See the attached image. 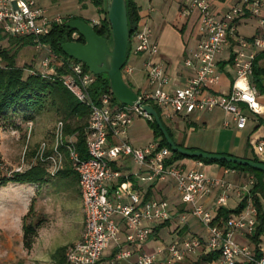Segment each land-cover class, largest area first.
Wrapping results in <instances>:
<instances>
[{"label": "built area", "instance_id": "obj_1", "mask_svg": "<svg viewBox=\"0 0 264 264\" xmlns=\"http://www.w3.org/2000/svg\"><path fill=\"white\" fill-rule=\"evenodd\" d=\"M262 8L263 0H236L217 16L209 8L208 0H180L178 11L182 15L194 14L197 35L194 45L182 58L190 71L182 83L174 85H170L169 74L156 57L158 44L152 36L151 27L146 23L137 25L130 36L128 34V54L142 56L144 83L135 91L136 99L151 100L164 116L220 107L230 113L236 126H242L246 118L242 103L252 111H260L251 72L256 53L264 48ZM242 14L255 17L259 26L257 32L247 36L237 32V20ZM61 19L59 13L47 12L36 0H0V30L9 34L34 35L33 46L38 52L41 66L37 67L43 74L51 72L49 61L59 55L38 35L45 33L51 22ZM96 21L98 16L91 17V23ZM77 35L73 29L72 38ZM228 40H231V47L225 59L232 68V77L227 89L218 90L212 88L221 72L218 53ZM65 60L68 70L55 72V75L76 98L88 105L84 130L87 153L85 156L78 153L74 145V133H63L61 118L54 122L51 151L46 150L47 141L42 138L37 142L34 153L38 158L49 161V171L52 173L59 167L60 147H63L77 174L83 211L82 230L77 238L64 246L66 263L170 264L204 245L207 249L218 251V264H237L239 260L264 264L263 248H256L250 242L238 241L234 237L235 231L245 235L251 232L255 221V205L247 200L239 210L229 212L220 221H213L211 211L198 198L211 185L219 184L222 189L217 200L222 201L228 183L219 176L207 175L201 159H195L193 165H186L178 159L165 161L169 148L158 146L154 138L142 145L131 144L126 138V129L132 115L148 114L135 100L131 104L112 101L108 90L99 92L96 99L91 98L87 88L93 79V72L84 68L78 59ZM120 69L122 76L131 71L132 63L128 56ZM31 122V119L26 120L28 130ZM222 123L228 124L229 120L223 119ZM108 135L115 140L109 142ZM251 146L256 153L264 155V133L253 138ZM119 153L129 154L142 167L136 171L140 179L170 178L181 201L188 203V211L206 227L205 237L191 234L171 239L153 250H139L130 258V247L120 246L119 225L113 215L118 214L123 219L126 226L124 239L133 243L143 240L150 232L147 221L168 217L169 208L165 197L142 198L139 195L130 183V173L120 171L110 162ZM118 177L121 179L115 185L114 192L124 194L127 200L110 197L109 183ZM253 179V175L249 174L247 183L251 184ZM245 189L247 193L248 186ZM179 217L183 219L184 213H180ZM110 241H114L116 249L111 255L102 256V250Z\"/></svg>", "mask_w": 264, "mask_h": 264}, {"label": "crops", "instance_id": "obj_2", "mask_svg": "<svg viewBox=\"0 0 264 264\" xmlns=\"http://www.w3.org/2000/svg\"><path fill=\"white\" fill-rule=\"evenodd\" d=\"M133 1L136 4L138 12L137 25L146 23L151 27L152 36L156 39L158 44L156 57L168 72L170 85L182 83L190 71V68L183 64L182 58L194 45L197 35L194 14H180L178 11V4L180 0ZM208 1L209 8L215 15L218 16L222 14L223 11L236 0ZM37 2L43 5L49 13L55 12L59 13L60 15L65 14L66 16H80L88 21H90L91 17L99 15L96 10V6L91 0H40ZM52 4H55V7H53ZM262 13L264 14V0ZM258 29L259 26L253 15L242 14L239 16L237 20V32L239 34L247 36L257 32ZM0 43L6 44L7 39H5V37L0 38ZM22 45L18 46L16 50V63L22 64L25 60H27L28 62H34L37 65L38 52L34 48L33 44L29 45L31 46L30 48L21 47ZM230 47L231 40H228L224 43L222 49L218 53V65L220 66L221 72L218 80L212 85V88L214 89L225 90L228 88L229 81L232 77V68L225 59V56L228 54ZM27 53H29L28 57L26 55ZM127 56L130 61H133L131 62L132 69L130 72L125 73L123 78L124 80L128 81V83H131L135 87L134 89H138L144 83V76L143 79L139 81L136 79L135 75L138 71L142 72L143 75L142 56L140 54H128ZM253 78L255 81H253ZM251 81L256 87L255 97L260 111H252L242 103L241 106L246 114V118L244 124L240 127L233 123L230 113L220 107H213L207 110H193L188 113L176 112L170 116L163 115V120L166 124H168L176 139L181 140L184 145L195 146L196 148L205 150L232 153L244 157L256 155L258 158L264 160V155H259L256 153L251 146V140L264 133V48L259 50L254 57ZM211 110H216V113L214 115L211 114ZM146 117L147 116L143 114L135 113L132 115V119L126 129V138L131 144L142 145L148 140L153 139L151 127L148 125ZM223 119H228L229 123L223 124ZM181 120H183L185 124H188L189 129L192 128L191 123L193 122L197 123L198 121H201L203 123L202 125L207 127L208 124L219 121L220 125L224 126V131L221 133V131H219L221 127H218V131L216 132L215 136L210 138L209 141L190 140L188 129L184 133L181 131L183 129V125L180 123ZM226 131L227 134L225 133ZM114 140V137L108 135L109 142ZM29 148L30 147H26V163L24 167H27L30 164L38 161L35 154L31 157L28 156L29 151L34 152V146H32L30 150ZM60 150V164L54 172L51 173L49 171V165L45 164L46 160L39 159V161L42 160L40 162L46 171L45 177L43 179L36 181L8 180L6 185L14 187L19 191L20 196L25 200V209H27L29 203H32V205H40L42 207L43 198H45L46 194L55 193V190H53V181L49 176L55 175L56 173H60L62 175H71L73 179V183L71 184L72 190L69 194V192L64 189V196L67 198V196L71 195L76 199L75 205L77 210V219L75 221V234L70 237V239L73 240L80 235L82 230L83 211L77 184V174L69 163L65 149L60 147ZM178 160L185 163L186 165H193L195 159L192 157L183 156ZM110 162L111 164L116 165L120 171H127L130 173V183L142 198L165 197L168 200L169 216L160 220L147 221L151 230L141 241H135L133 243L126 242L124 239V231L126 230L125 223L118 214L113 215L119 225L120 246L130 247V258H132L139 250H153L155 247L164 244L171 239H180L183 236L191 234L197 235L199 237H205L207 233L206 227L188 211V203L181 201L170 178H155L151 180L140 179L136 174V171L141 170L142 167L135 163L129 154L119 153ZM202 168L207 175L219 176L228 183L224 200H217V197L219 196L222 189V186L219 184L211 185L209 190L206 193L200 195L198 198L207 208H209L212 216L215 215L216 207L219 204L227 207L234 206L241 196L246 193L245 187H249L252 184L247 183L248 175L252 173L237 166L222 164L215 161H203ZM261 178L264 182V172L261 174ZM120 179L121 177H118L110 181L109 194L111 198L127 200L128 197L124 194H116L114 192V187ZM256 193L258 195L261 211L264 215V196L258 192ZM229 201L233 202L230 203ZM59 208L60 212L61 206ZM180 213H184L183 219H180ZM222 219L223 218L218 216L215 221H220ZM42 225L43 224L41 223L37 227L36 232H38V229ZM154 225H156L155 229H153ZM234 237L238 241H247L253 244L249 237L244 233L235 231ZM63 240L65 239H62L61 242H63ZM256 245L264 249V231L259 234V240L256 242ZM116 247L117 245L114 243V241H110L108 245L102 250V256L111 255ZM206 250L209 249H207L204 245H201L194 252L188 253L182 259L173 261L170 264H218L217 256L209 260L195 261L198 254Z\"/></svg>", "mask_w": 264, "mask_h": 264}, {"label": "trees", "instance_id": "obj_3", "mask_svg": "<svg viewBox=\"0 0 264 264\" xmlns=\"http://www.w3.org/2000/svg\"><path fill=\"white\" fill-rule=\"evenodd\" d=\"M91 1L96 6V10L99 14L98 21L93 22L92 26L97 33L101 34L107 39L110 45L111 37L108 21L105 15V1ZM125 6L128 32L130 36L131 32L137 26L138 12L136 4L133 0H126ZM71 16L74 15H67L64 19L62 18L61 21L51 22L48 30L45 33L38 35L39 38L45 40L51 49L59 55V57H52L50 59L48 67L51 72L48 74H43L36 69L24 71V66L22 64H17L15 61V55L18 46L22 44H33V34H9L0 30V38L5 37V39H7L6 44L0 43V119L5 120L8 117L11 118L14 112H18L24 120L31 119L32 111H38L48 104V106L54 107L55 110L61 114V119L63 121V133H74V145L78 150V153L81 156H85L87 152L84 144V130L87 121L88 105L82 100L76 98L75 95L55 75V72L59 73L68 70L65 58L75 59L63 52L60 47L61 41L72 38L71 31L73 28L64 23V21ZM75 38L82 39L79 34ZM128 42L129 41H127L124 61L128 55ZM82 65L87 69V66L83 62ZM253 81H255L254 78ZM126 83L130 86L128 81H126ZM87 89L90 97L93 99H96L98 93L103 90L110 91L106 72H93V79L88 84ZM134 90L137 91V89ZM110 99L112 101L116 100L121 102L112 94L111 91ZM143 101H148L155 107L163 125L170 136H172L171 129L161 117L159 108L147 98H143ZM146 116V121L151 127L152 136L154 139H156L157 145H165L169 148V154L165 158V161L168 162L177 160L180 157L187 156L194 159H201L205 162L215 161L222 164L237 166L250 171L254 175V179L252 184L248 187L247 193L242 195L238 202L232 207L219 204L216 207L215 215L212 216V220L214 221L218 216L221 218L226 217L230 211L239 210L244 206L247 200H250L255 205L256 212L253 228L247 236L256 247V242L259 240V234L264 231V215L261 211L258 195L256 193L258 192L264 196V182L261 178V174L264 172V169L223 158H208L199 155L182 153L179 150L170 147L154 118L151 115ZM174 142L179 145H184L181 140L174 139ZM184 146L195 148V146ZM246 157L255 160H262L256 155H250ZM45 173L46 171L42 163L38 160L27 167L14 169L9 173L1 174L0 185L4 184L8 180H41L45 177ZM31 211L32 203H29L26 211L21 215V240L25 247L30 246L33 237L36 234L37 227L40 225V222L43 218L41 216H37L33 219H27V216ZM155 227L156 225H154L153 229H155ZM63 250L64 244H60L54 247L52 251V256L59 264H67L64 259ZM217 255L218 251L216 249H209L204 252H200L195 261L209 260L213 257H216ZM236 263L251 264L247 260H239Z\"/></svg>", "mask_w": 264, "mask_h": 264}, {"label": "rangeland", "instance_id": "obj_4", "mask_svg": "<svg viewBox=\"0 0 264 264\" xmlns=\"http://www.w3.org/2000/svg\"><path fill=\"white\" fill-rule=\"evenodd\" d=\"M52 5L55 7V4ZM61 16L63 19L66 17L65 14H61ZM29 45L24 44L21 47L30 48ZM26 55L28 57L29 53ZM131 62L133 61L131 60ZM22 65L24 71H29L30 68L38 70V67H41L38 62L37 67L34 62L27 60ZM135 75L139 81L143 79L142 72L138 71ZM129 84L133 89L135 88L131 83ZM211 111L213 115L216 113V110ZM160 114L164 119L161 111ZM31 115L32 122L29 130L26 120L22 119L18 112H14L11 118L0 119V175L23 168L26 163V147L34 146L35 149L37 142L42 138L47 141L46 150L51 151L54 122L61 118V114L54 107L46 104L41 110L32 111ZM180 123L183 125L181 130L183 133L188 129L190 140L209 141L215 136L218 127H221L219 130L221 133L224 131V126L220 125L219 121L210 123L207 127H204L201 121L193 122L191 129L183 120ZM171 133V137L176 139L172 130ZM225 133L227 134V131ZM34 154V152H28L29 157ZM36 158L40 159L37 155ZM45 162L49 165L48 160ZM18 166L20 168H16ZM49 177L53 181L55 193L46 194L43 198L42 207L33 204L32 211L27 216V219H33L37 216L43 217L40 222L43 225L36 232L37 235L35 234L36 237H33L29 247H25L21 240V215L26 211L25 200L16 188L6 185V182L0 185V264H59L52 256V251L57 245L64 244L65 246L71 240L70 237L75 234L76 199L71 195L67 198L64 196V189L69 194L71 193V184L73 183L71 175L56 173ZM62 239L65 240L61 242ZM59 242L61 243L58 244Z\"/></svg>", "mask_w": 264, "mask_h": 264}, {"label": "water", "instance_id": "obj_5", "mask_svg": "<svg viewBox=\"0 0 264 264\" xmlns=\"http://www.w3.org/2000/svg\"><path fill=\"white\" fill-rule=\"evenodd\" d=\"M125 3L126 0H105V15L111 37L110 45L104 36L94 30L90 21L80 16H71L64 23L76 30L82 39L69 38L61 41L60 47L62 51L83 62L92 72L105 71L112 94L124 103L131 104L135 100L141 106L144 113L154 118L170 147L185 154L208 158H223L264 169V161L262 160H255L232 153L205 150L196 147L190 148L175 143L163 125L155 107L150 102H143L136 99L135 90L126 83L120 69L125 59L129 34Z\"/></svg>", "mask_w": 264, "mask_h": 264}]
</instances>
